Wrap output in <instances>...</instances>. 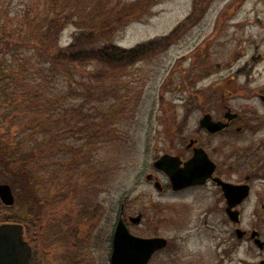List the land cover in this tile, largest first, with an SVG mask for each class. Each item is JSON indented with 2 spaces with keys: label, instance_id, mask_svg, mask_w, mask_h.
<instances>
[{
  "label": "rangeland",
  "instance_id": "1",
  "mask_svg": "<svg viewBox=\"0 0 264 264\" xmlns=\"http://www.w3.org/2000/svg\"><path fill=\"white\" fill-rule=\"evenodd\" d=\"M193 1H158L147 11L145 17L125 27L116 36L114 44L123 49H131L138 44L168 35L189 16ZM234 1L236 0L205 1L204 4L210 2L208 9L200 3L204 7L196 13V17L193 14L195 21L189 25L188 32L179 33L176 39L178 43L172 45L162 56L150 63L135 65L122 79L106 80L105 87L97 89L90 97L82 88L77 90L81 95L77 99L82 102L86 100L87 106H92L93 115H99L114 126L110 130L115 134L114 146H100L97 154L102 167H110V160L115 162L113 182L109 187L111 191L105 196V193L96 192L92 205L96 209L97 203L107 202L110 222L107 225L111 228L117 219L120 204H123L121 201L125 198L123 207L125 205L127 213L143 216L141 224L132 227L130 232L140 237L159 236L167 240V249L156 254L149 264H196L213 251L210 243L215 241H211L214 234L223 243L222 264H258L264 261V251H259L251 241L247 239L244 243H237L232 238L233 227L230 222H226L224 211L222 215L213 216L210 221L213 224V219L216 218V222L221 220V227L210 231L201 229L200 220L204 217V212L212 206L225 208L224 201L217 202L219 196L215 197V203L209 190L197 192V202L193 206L185 193L173 194L167 188L160 193L145 181L148 173L155 174L152 164L156 159L164 154L177 155L189 139H198L226 181L232 184L248 181L250 195L237 208L240 214V224L237 227L248 233L256 231L259 239H264V111L257 100L251 101L243 95V91L237 89L239 86H246L249 91L251 89L248 84L261 89L264 84V61L254 68L253 73L250 72V76L247 75L248 70L250 71L247 67L250 57L254 54L264 57V45L255 49V44L259 42V31L264 34V0H243L240 5L238 0L232 5ZM235 5L238 8L233 9L232 6ZM219 28L223 30L220 33ZM74 33L76 29L68 27L62 33L59 46H67ZM263 37L262 35L260 38ZM206 43L210 45V58L216 65V70L215 74L212 73L197 83V89H202L212 99L192 111L181 129L185 118L183 108L193 88L183 92L176 90L181 84L179 74L191 67L192 56L199 48L202 51ZM179 66L181 71L178 72ZM243 67L244 71L236 74ZM88 69L93 70L94 67ZM83 82L88 83L89 78L85 77ZM90 84L91 87H97L103 83L94 78ZM107 88L113 92L110 96H104L102 92ZM161 97L169 101L170 105L162 106ZM225 108L240 116V120L235 123L240 127V132L231 128L227 132L210 136L199 129L198 123L204 114L209 112L213 118H218ZM164 116L168 117L169 122L164 126L161 121L162 127L158 119ZM108 142H111V138ZM160 181L164 186L168 184L165 179ZM85 201L87 200L81 202ZM69 203L62 212H54L50 218L48 211L44 209L42 226L50 237L46 248H57L47 257V264H58L60 257L69 258L73 251L60 252L65 249L59 248L63 238L58 234H64L73 225L86 224L84 220H79L78 223L73 213L74 208L80 204L76 205L73 201ZM56 207L57 205H53L50 209L54 210ZM27 211L28 206L19 205L17 200L8 213H5L0 204V216H13L17 213L25 215ZM72 213L71 223L66 224L63 217ZM51 220L53 224L49 223ZM100 225L103 230L105 227L104 237L107 238V225L104 222ZM50 226L57 229L52 233ZM95 227L91 231L86 227L80 232L78 229L77 236L72 240L79 242L83 239L86 242L81 246L87 252L79 257L80 264H108L107 254L110 252L107 242L106 245L100 244L95 248ZM196 227L200 230L194 229Z\"/></svg>",
  "mask_w": 264,
  "mask_h": 264
},
{
  "label": "trees",
  "instance_id": "2",
  "mask_svg": "<svg viewBox=\"0 0 264 264\" xmlns=\"http://www.w3.org/2000/svg\"><path fill=\"white\" fill-rule=\"evenodd\" d=\"M158 1L0 0V184L9 185L19 205L28 206L25 215L0 216V224L23 225L25 238H31L35 250L45 233L41 220L45 210L50 218L67 208L70 201L80 204L73 213L78 223L84 220L86 224L72 227L74 238L78 229L94 228L98 213L102 214V204L96 209L92 205L94 194L105 196L111 191L115 162L110 160V167H102L97 154L100 146H114L115 134L110 131L114 126L93 115L92 106L77 99L81 97L77 90L82 88L90 97L106 80L122 79L135 65L162 56L178 43L179 33L188 32L195 21L193 14L196 17L204 7L200 3L211 0H194L189 16L164 37L131 49L116 46V36L145 17ZM209 4H204L207 9ZM68 27L75 28L76 33L67 46L60 47ZM209 48L206 43L202 51L199 48L194 53L189 69L177 68L181 84L176 90L193 88L183 108L181 129L192 111L212 99L197 89V83L215 74ZM85 77L88 83L83 82ZM94 78L103 84L91 87ZM109 89L102 90L104 96L113 93ZM160 104L170 102L161 97ZM161 121L168 125L167 116L158 119L163 127ZM53 205L57 207L51 210ZM4 209L8 213L11 208ZM71 219V214L63 217L66 224ZM50 229L53 232L57 228ZM83 243L80 240L79 247Z\"/></svg>",
  "mask_w": 264,
  "mask_h": 264
},
{
  "label": "water",
  "instance_id": "3",
  "mask_svg": "<svg viewBox=\"0 0 264 264\" xmlns=\"http://www.w3.org/2000/svg\"><path fill=\"white\" fill-rule=\"evenodd\" d=\"M236 118L235 114L227 112L224 115L226 121ZM199 127L209 134H215L227 127V124L213 122L210 115L206 114L199 120ZM192 144V142H191ZM182 165V167H181ZM153 168L164 173L171 185L173 191H180L187 187L204 185L216 169L215 164L209 159L202 149H194L190 160L183 163L177 157L163 155L153 163ZM152 179L147 175L145 180ZM214 183L221 188L226 202L225 213L229 221L237 225L239 223V212L235 208L248 198L250 188L248 185H232L225 183L220 179H213ZM154 188L159 189L158 182L154 183ZM0 202L4 207L14 205L15 199L11 188L8 185H0ZM141 216L131 218L133 225H138ZM238 239H241L245 233L237 229L235 231ZM259 234L252 231L250 239L258 250L264 249V241H261ZM167 246L164 238H141L132 235L122 219V209L118 222L112 236V249L110 255V264H148L152 256ZM31 256L30 247L24 241V229L19 224L0 225V264H29ZM259 264H264L261 261Z\"/></svg>",
  "mask_w": 264,
  "mask_h": 264
},
{
  "label": "flooded vegetation",
  "instance_id": "4",
  "mask_svg": "<svg viewBox=\"0 0 264 264\" xmlns=\"http://www.w3.org/2000/svg\"><path fill=\"white\" fill-rule=\"evenodd\" d=\"M262 35L264 36V34H262V32L260 33V31H259V33H258L259 42H257L255 44V49H259V48L263 47V45H264V39L263 38L264 37L262 39L260 38ZM238 59H239V56L236 58V61ZM263 61H264V57L261 56L260 54L252 55L250 57V60L248 61V62H250V64L247 67L250 69V71L248 70L247 75L250 76V72L252 71V73H253L254 68L256 66H258L260 63H262ZM245 67L239 69L236 74H238V75L241 74L242 71H244ZM248 86L251 89L249 91H248L246 86L245 87H240L239 86V87H237V89H240L241 91H243V95L245 97H247L248 99H250L251 101L257 100L259 107L264 111V84L261 87V89L253 88V87H251L250 84H248ZM247 91H248V93H247ZM228 94H229V96H231V92H229ZM228 111L231 112V110L229 108H225L224 111H223V114L220 117H218V118H213L212 117V120L216 121V122L220 121V122H223V123H227L226 129H224L222 132H227L231 128H235V131L237 133L240 132V127L235 125V123L240 120V116L237 115L235 119L227 122V121L224 120L223 116ZM191 141H193L192 144H191ZM196 148L204 149L202 144L199 142L198 139H194V138L193 139H189L188 142L185 143V145L183 146L181 152H179V153H177V155H173V156L178 157L182 161V163H185L186 161L191 159V157L193 156V151ZM206 153H208V152L206 151ZM208 156H209V154H208ZM216 166H217V164H216ZM152 176H153V178L150 180L149 184L152 185V183H154L155 181H159L160 182V188L158 189V191L160 193L164 192L166 188H167V191H170L173 194L185 193L186 194V198H188L190 200L191 205H193V206H195V204L197 202L196 196H195L196 193L197 192H204L206 189L209 190L208 193L214 198V202L215 203H216L215 197H218V196H219V199L217 200V202L219 201V203H220V202L224 201V198H223V195H222V192H221V188L218 187L214 183L213 179H217L218 178V179H220V180H222L224 182H228V181H226L223 178V176L220 173V170L218 169V167H216V170H215V172H214V174L212 176V179L207 180L204 185L191 186V187H187L186 189H184L182 191L173 192L171 190L170 185H169V183L167 181V178H166V176L164 174L156 172L155 174H152ZM160 179H162V180L165 179L168 184L164 186L161 183ZM228 183H230V182H228ZM242 184H248V181H245ZM106 203L107 202L103 203L104 206H103V208L101 210L102 211V216H100V213H98V215H99V217L97 219L98 223H97V227H95L96 228L95 229L96 238H94V240H95V248L96 249L98 248V246L100 244L101 245H103V244L106 245V242H107V245L109 246V252L111 253V240H112L111 238H112V234H113V231L115 229L116 223L118 221L120 210H121V207L123 206V204H121V206H120L119 213H118L117 219L115 221V224H113V226H111V228H110L109 225H107V223H110V222H108L109 221V218H108L109 210L107 209ZM224 203H225V201H224ZM223 211H224V214H225V217H226L225 218L226 222H229L228 217L226 216V213H225V208L223 209L222 207H220V209H218L217 207L212 206L209 210L204 212V214H203L204 217H202V219L200 220V223L202 224L201 225V229L203 231H210L212 229L216 230L218 227H221V225H222V221L221 220H219V222H216V218H215V219H213V222H214L213 224H211L210 221L212 220L213 216L216 217V215H222ZM137 215H139V214H137ZM137 215L128 214L127 211H126L125 205H124L123 211H122V219H123L125 225L127 226V228L129 229V231H130V229L132 227H138V225L141 224L142 219H143V216L141 214L140 215L142 216V219H141V221H140V223L138 225H133L130 222V219L135 217V216H137ZM102 222H104V224H106L107 227H108L107 238L104 237L105 227H104V230H103V227L101 228V225H100V224H102ZM232 227H233V234H232L233 237L232 238L236 239L237 243L238 242L244 243L245 240H247V239L249 241H251L250 237H249L250 233H248V232H245V235L241 239H237L236 234H235V230L238 227L237 226H233V225H232ZM92 229H94V228H90V231ZM194 229L200 230V228H198V227H196ZM191 231H192V229H191ZM58 235H60L63 238L61 240V245H60L59 248L62 247L63 249H65V250H60V252L64 253L67 250L66 252L68 253L69 251H72V250L73 251L70 254L71 256H69V258H63V257L61 258L60 257V259L57 260V263L58 264H80L79 263V257L82 256L83 253L86 254L87 251H85V249L83 247H81V249H79L78 242H76L75 240L72 241L73 240L72 229H71V233L65 232L66 237H64L62 233L61 234L59 233ZM58 235H55V236H58ZM212 236H213V239H211V241L215 240L213 244H212V242L210 243L211 247L213 245V247L211 248L213 251L209 252L205 256H203L199 260V262L196 263V264H200V263H202V264H222L223 263V252H221V247H222L223 243H222L220 238H217V234H214ZM52 237H54V236H52ZM48 238H50V237L47 236V233H45L44 236H43V243L45 245L44 249L35 250V248H33L31 250L32 254H31L30 264H47V261H48L47 257L52 253V251L57 250V248H52V247L46 248V245L49 244L48 243L49 242ZM89 240H90L91 247H93V242H92V239L90 238V236H89ZM31 241H32L31 238L28 239V243H30V245H32ZM252 244H253V242H252ZM67 248H69V249H67ZM110 253L107 254V256H108V264H109ZM173 263H175V262H173ZM240 264H244V262H241Z\"/></svg>",
  "mask_w": 264,
  "mask_h": 264
}]
</instances>
